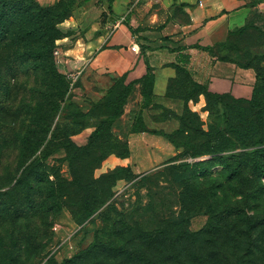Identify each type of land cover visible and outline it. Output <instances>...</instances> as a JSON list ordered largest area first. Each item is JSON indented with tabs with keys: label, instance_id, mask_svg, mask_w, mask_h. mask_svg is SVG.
<instances>
[{
	"label": "rangeland",
	"instance_id": "rangeland-1",
	"mask_svg": "<svg viewBox=\"0 0 264 264\" xmlns=\"http://www.w3.org/2000/svg\"><path fill=\"white\" fill-rule=\"evenodd\" d=\"M6 8L20 16L13 25L0 20L9 27L0 41V264H119L117 254L135 251L143 264H264V176L254 178L247 165L249 154L264 152V94L252 104L207 105L181 75L174 99L144 104L133 94L122 115H112L125 85L90 66L118 30L98 3L7 0ZM133 10L117 19L128 21ZM44 13L64 17L51 22L59 31L51 64L61 81L34 68ZM31 138L41 147L24 157ZM231 154L241 155L230 167L241 173L236 180L221 162ZM43 156L35 183L28 168ZM212 157L214 167L199 163ZM95 243L102 254L91 251Z\"/></svg>",
	"mask_w": 264,
	"mask_h": 264
},
{
	"label": "crops",
	"instance_id": "crops-1",
	"mask_svg": "<svg viewBox=\"0 0 264 264\" xmlns=\"http://www.w3.org/2000/svg\"><path fill=\"white\" fill-rule=\"evenodd\" d=\"M133 1L90 2L98 3L101 14L113 22ZM128 19L102 40L106 46L90 65L96 72L125 76L128 84L140 80L148 66L153 95L164 97L179 67L212 94L251 98L256 75L242 65L253 55L264 57V0H146L137 3ZM111 56L118 57L116 64L106 62ZM260 65L264 68V59ZM133 94L141 99L140 85H133L128 98Z\"/></svg>",
	"mask_w": 264,
	"mask_h": 264
},
{
	"label": "trees",
	"instance_id": "trees-1",
	"mask_svg": "<svg viewBox=\"0 0 264 264\" xmlns=\"http://www.w3.org/2000/svg\"><path fill=\"white\" fill-rule=\"evenodd\" d=\"M0 1L2 3L0 6V20L2 19L1 18L2 16H8L9 17L8 23H11V25H13V23L15 24L17 22L19 16H20L19 12L18 11L10 12L11 10H7V8H6V1L7 0H0ZM84 1L90 2L92 0H84ZM99 1H101V0H99ZM105 1L110 3L112 0H105ZM3 8L5 10H3ZM43 16H44L43 20L45 23H44V26L42 29L41 49L36 54V56L38 58L37 62H33V63H35L34 68L38 69V67H36V66H39V69L44 70L45 78L50 82L56 81V80L61 81V80H63V76L59 75L56 72L55 68L51 64L52 63L51 62V56L53 55L54 41L57 40L58 36H59V31L54 28V26L51 24V22L53 21L54 24H58L59 22H61L64 19V17L57 16L56 19H50V16L48 13H44ZM102 17H105V14H102ZM8 32H9V27L2 24L0 26V41H2L1 38L6 36V34ZM25 35H28V33L23 34V36H25ZM23 46L27 47L26 44H23ZM203 50L210 52V53L212 52V49L209 47L203 48ZM263 59H264L263 56H257L256 58H253L249 62L242 65V67H245V68H252L255 72V75H256V82H255V85L253 87L252 96L248 100L234 99L228 95L212 94V93L207 91L205 86L195 83L190 78V76L185 72V70H183L182 68H179V67H175L176 72H177L176 77L169 81L166 93H165L163 98L174 99V97L170 96V94H169L170 89H171V85L174 82H176V80H178V78L182 75V77L185 79L186 83L190 87V91L192 93H194L196 95V97L203 96L207 105H210L211 100H214L217 103H222V101L224 99H230L231 101H233L235 103L252 104L258 95L264 94V68L261 67V65H260V63H261V61H263ZM221 60L227 61V59L224 57L221 58ZM24 64H26V62L22 63V65H24ZM119 79H121V82L125 85L123 88V94H122L123 101L121 103H119L118 108L114 107L112 115L114 113H116L117 116L122 115V110H123L122 108L125 105L126 100L129 96V94L131 93L134 84L140 85V96H141L144 104H146V102H149L152 99L156 98V96H154L152 93L153 74H152L151 69L148 66L146 67L145 75L138 81L126 84L125 83V76H122ZM184 100L192 101L191 98H186ZM109 125L110 124L108 123L107 128L109 127ZM132 130H133L132 133H139V132L144 133V132H146V130H141V131L135 130L134 126H133ZM47 132H48V130L46 131V133ZM99 133H101V132H99ZM162 136L165 139H167L168 142H170L173 147L183 148L185 151H188V147L186 146V144L175 142V140L173 138H171L169 135H162ZM29 142L30 143L24 142V144H23V156L24 157H29L26 155V153H28V152H30L31 154L37 153L41 147V143H40V147H39V140L36 141L35 138H31ZM189 148H191V150H192L191 155L195 156L196 151H197V147L196 146H190ZM205 154H208V153H205ZM205 154H199V155H205ZM240 156L241 155L231 154V155H228V156L222 158L221 162H224V166L226 168L225 170L230 172L229 173L230 180H236L241 176L240 172H237L235 170H230L231 165L234 163L237 167H239L241 165V161L239 160L241 158ZM45 159H46L45 156H43L41 158H37L34 162H32L29 165L27 174H28V176H30L31 180L35 183H38L39 181H41V176L44 173L43 168L41 166V163L44 162ZM217 160H218V158L212 157L211 159H208L206 161H202L199 163L210 165L211 167H214L217 165ZM174 161H175V159H171L168 161V163H173ZM226 161H227V164H226ZM247 165L251 168L252 171H250V172L254 178L259 179V178L263 177L264 176V152L262 154H257V153L249 154ZM25 178L26 179H24V181L27 182V179H29V178L27 176ZM259 188H263V186H260ZM51 190H53V187H51ZM206 193H208V194H205L207 196L210 194L209 192H206ZM50 195L53 197V193L51 191H50ZM213 195H215V192L212 193V196ZM97 208H98V206L96 208L94 207L92 210H89L86 213V216L87 217L91 216V214H93V212ZM98 246L99 245L96 243L93 244L91 251H94L95 253H98V254H102V252L100 251V246H99V249H98ZM122 256H124V257H122ZM115 258L117 259V261L120 262L119 264H125L128 262H130L132 264H141V263L143 264V261H145V256L142 254H139L137 251H135L131 254H128V255L117 254L115 256ZM146 262H147V264H152V262L150 260H146Z\"/></svg>",
	"mask_w": 264,
	"mask_h": 264
},
{
	"label": "built area",
	"instance_id": "built-area-1",
	"mask_svg": "<svg viewBox=\"0 0 264 264\" xmlns=\"http://www.w3.org/2000/svg\"><path fill=\"white\" fill-rule=\"evenodd\" d=\"M139 1H140V0H135V1L131 4V6H129V7L126 9V14H127V13H130V12L134 9V7L137 5V3H138ZM123 21H124L123 18L120 17L119 19L113 21V22L110 24L109 28H110L111 30H115L116 28H118V26H119L120 24L123 23ZM131 50H132V51H135V46H133V47L131 48ZM54 55L57 56V52H54Z\"/></svg>",
	"mask_w": 264,
	"mask_h": 264
}]
</instances>
